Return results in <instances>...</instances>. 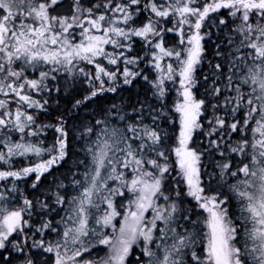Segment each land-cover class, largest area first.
<instances>
[{"label": "snow or ice", "instance_id": "6c2138e0", "mask_svg": "<svg viewBox=\"0 0 264 264\" xmlns=\"http://www.w3.org/2000/svg\"><path fill=\"white\" fill-rule=\"evenodd\" d=\"M0 264H264V0H0Z\"/></svg>", "mask_w": 264, "mask_h": 264}]
</instances>
